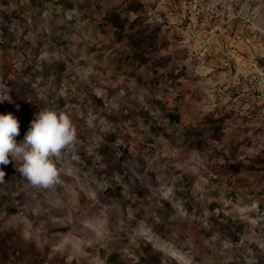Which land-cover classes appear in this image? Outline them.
I'll return each instance as SVG.
<instances>
[{
	"label": "rangeland",
	"instance_id": "374dc122",
	"mask_svg": "<svg viewBox=\"0 0 264 264\" xmlns=\"http://www.w3.org/2000/svg\"><path fill=\"white\" fill-rule=\"evenodd\" d=\"M52 107L75 151L0 165V264H264V0H0V114Z\"/></svg>",
	"mask_w": 264,
	"mask_h": 264
},
{
	"label": "clouds",
	"instance_id": "9594fccd",
	"mask_svg": "<svg viewBox=\"0 0 264 264\" xmlns=\"http://www.w3.org/2000/svg\"><path fill=\"white\" fill-rule=\"evenodd\" d=\"M19 121L11 113L0 114V165L15 161L16 170L32 186L49 188L60 182L57 161L75 151L77 129L69 114L55 107L35 114L22 141ZM11 157V161L9 159ZM5 172L0 169V183Z\"/></svg>",
	"mask_w": 264,
	"mask_h": 264
},
{
	"label": "trees",
	"instance_id": "16d2710c",
	"mask_svg": "<svg viewBox=\"0 0 264 264\" xmlns=\"http://www.w3.org/2000/svg\"><path fill=\"white\" fill-rule=\"evenodd\" d=\"M112 18H111V24L112 25H114V26H116L117 27V31H118V37H120V35H121V32L123 31V29H124V24H121V23H119L118 22V20H119V17H118V13L117 12H114L113 14H112V16H111ZM134 22V21H133ZM130 23L129 25L130 26H133V24L134 23ZM136 45H138L137 43H135ZM139 47H137V49H138ZM137 56V55H136ZM238 192L239 191H233L231 194L233 195V196H237L238 195ZM241 193V192H240ZM239 195H241V194H239ZM258 210H259V213H261V216L262 217H264V206H261V205H259V207H258ZM253 218H254V216H253Z\"/></svg>",
	"mask_w": 264,
	"mask_h": 264
},
{
	"label": "built area",
	"instance_id": "2783aa9c",
	"mask_svg": "<svg viewBox=\"0 0 264 264\" xmlns=\"http://www.w3.org/2000/svg\"><path fill=\"white\" fill-rule=\"evenodd\" d=\"M231 14L234 18H239L241 20L249 21L251 14L244 7H239L231 10Z\"/></svg>",
	"mask_w": 264,
	"mask_h": 264
}]
</instances>
